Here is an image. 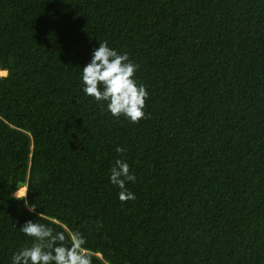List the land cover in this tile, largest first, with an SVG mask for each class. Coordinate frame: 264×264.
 I'll return each instance as SVG.
<instances>
[{"label":"trees","instance_id":"16d2710c","mask_svg":"<svg viewBox=\"0 0 264 264\" xmlns=\"http://www.w3.org/2000/svg\"><path fill=\"white\" fill-rule=\"evenodd\" d=\"M103 41L138 65V124L83 92ZM29 220L93 264H264V0H0V264Z\"/></svg>","mask_w":264,"mask_h":264},{"label":"clouds","instance_id":"9594fccd","mask_svg":"<svg viewBox=\"0 0 264 264\" xmlns=\"http://www.w3.org/2000/svg\"><path fill=\"white\" fill-rule=\"evenodd\" d=\"M137 70L138 65L126 53H118L107 41L100 42L93 51L90 63L82 68L83 92L96 102L106 103L107 111L113 117L123 116L138 124L147 118L145 108L149 93L144 85L137 83ZM115 151L122 154L126 150L117 146ZM135 180L129 164L116 159L110 169V182L120 189L118 195L121 202L135 200V194L126 188L128 182ZM26 196L16 198L25 199L28 206ZM35 208L31 205L29 210L34 211ZM38 215L42 218L43 213ZM102 226V222L97 221V227ZM20 230L33 243L17 251L12 257V264H93L92 256L85 248L86 240L79 233L67 237L63 231L31 220L25 222Z\"/></svg>","mask_w":264,"mask_h":264},{"label":"bare ground","instance_id":"6f19581e","mask_svg":"<svg viewBox=\"0 0 264 264\" xmlns=\"http://www.w3.org/2000/svg\"><path fill=\"white\" fill-rule=\"evenodd\" d=\"M5 71V70H2ZM19 195H25L26 194V187H22L17 192Z\"/></svg>","mask_w":264,"mask_h":264},{"label":"rangeland","instance_id":"374dc122","mask_svg":"<svg viewBox=\"0 0 264 264\" xmlns=\"http://www.w3.org/2000/svg\"><path fill=\"white\" fill-rule=\"evenodd\" d=\"M6 74V71H1V75H5ZM18 196H20L18 193H17Z\"/></svg>","mask_w":264,"mask_h":264}]
</instances>
